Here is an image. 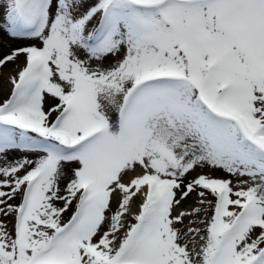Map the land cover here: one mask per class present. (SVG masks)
Returning a JSON list of instances; mask_svg holds the SVG:
<instances>
[{"label":"snow or ice","instance_id":"obj_1","mask_svg":"<svg viewBox=\"0 0 264 264\" xmlns=\"http://www.w3.org/2000/svg\"><path fill=\"white\" fill-rule=\"evenodd\" d=\"M0 53V264H264V0H0Z\"/></svg>","mask_w":264,"mask_h":264},{"label":"rangeland","instance_id":"obj_2","mask_svg":"<svg viewBox=\"0 0 264 264\" xmlns=\"http://www.w3.org/2000/svg\"><path fill=\"white\" fill-rule=\"evenodd\" d=\"M15 46V45H13ZM4 51H7V49L5 48ZM3 53H0V55H2ZM7 95V91H4L2 93H0V99H3L5 96ZM217 175H219V173H216ZM189 203H191V201H189Z\"/></svg>","mask_w":264,"mask_h":264},{"label":"bare ground","instance_id":"obj_3","mask_svg":"<svg viewBox=\"0 0 264 264\" xmlns=\"http://www.w3.org/2000/svg\"><path fill=\"white\" fill-rule=\"evenodd\" d=\"M21 59H22V58H21ZM6 87H7V86L5 85V90H4V91H6ZM4 91H3V92H4Z\"/></svg>","mask_w":264,"mask_h":264}]
</instances>
